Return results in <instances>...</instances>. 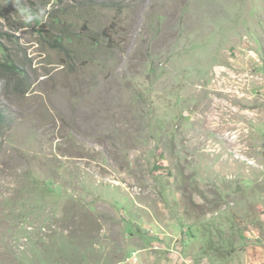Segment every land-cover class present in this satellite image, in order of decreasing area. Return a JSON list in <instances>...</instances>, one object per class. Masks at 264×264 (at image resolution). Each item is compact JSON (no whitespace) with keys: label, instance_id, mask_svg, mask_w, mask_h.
<instances>
[{"label":"rangeland","instance_id":"374dc122","mask_svg":"<svg viewBox=\"0 0 264 264\" xmlns=\"http://www.w3.org/2000/svg\"><path fill=\"white\" fill-rule=\"evenodd\" d=\"M0 0V264H264V0Z\"/></svg>","mask_w":264,"mask_h":264},{"label":"clouds","instance_id":"9594fccd","mask_svg":"<svg viewBox=\"0 0 264 264\" xmlns=\"http://www.w3.org/2000/svg\"><path fill=\"white\" fill-rule=\"evenodd\" d=\"M14 6L17 7V11L21 17V22L25 26H35L38 23L43 24L48 20V13L43 7L34 10L32 7L27 5L20 6L19 0H17Z\"/></svg>","mask_w":264,"mask_h":264},{"label":"trees","instance_id":"16d2710c","mask_svg":"<svg viewBox=\"0 0 264 264\" xmlns=\"http://www.w3.org/2000/svg\"><path fill=\"white\" fill-rule=\"evenodd\" d=\"M5 121V117L4 115L0 112V128L2 127V125L4 124Z\"/></svg>","mask_w":264,"mask_h":264}]
</instances>
